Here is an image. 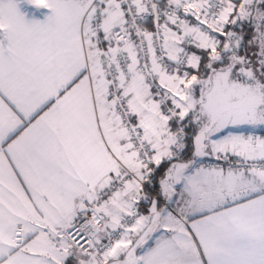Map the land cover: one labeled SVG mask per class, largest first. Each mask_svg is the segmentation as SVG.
<instances>
[{"label":"snow or ice","instance_id":"6c2138e0","mask_svg":"<svg viewBox=\"0 0 264 264\" xmlns=\"http://www.w3.org/2000/svg\"><path fill=\"white\" fill-rule=\"evenodd\" d=\"M0 264H264V0H0Z\"/></svg>","mask_w":264,"mask_h":264}]
</instances>
